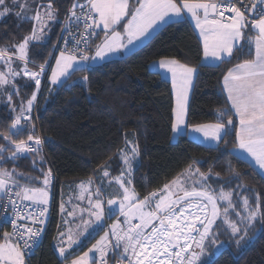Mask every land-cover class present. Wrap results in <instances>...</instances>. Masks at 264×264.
I'll return each mask as SVG.
<instances>
[{
  "label": "snow or ice",
  "instance_id": "snow-or-ice-1",
  "mask_svg": "<svg viewBox=\"0 0 264 264\" xmlns=\"http://www.w3.org/2000/svg\"><path fill=\"white\" fill-rule=\"evenodd\" d=\"M57 2L0 0V18L18 9L14 15L19 20L32 22L31 32L11 46L14 51L7 45L0 47V61L4 64V69L0 70V93L7 97L11 111L16 113L8 130L0 133L6 142L0 143V162H16L32 156L44 161L41 155L44 140L35 134L31 113L41 91V77L46 76L47 68H51L47 79L52 85L66 83L70 70H86L87 62L104 60L109 53L127 49L150 35V30L160 24H178L190 19L199 30L203 56L207 60L230 61L237 54L243 55L245 48L249 53L254 49L250 59L235 64L223 76L226 106L217 111L216 122L193 125L191 131L219 144L232 134L233 128L229 126L235 125L234 115L239 121V127L234 129L236 147L247 152L264 170V0H134V3L130 0H71L61 22L63 35H58L63 46L52 44V48H60L55 66L49 63L52 57L49 51L48 58L38 64V70H33L29 64L35 65L36 61L31 59L30 53L38 47H47L48 34L60 15ZM121 28L122 31L118 30ZM100 32L103 39L90 55L92 41ZM14 63L23 67H13ZM158 68L171 74L175 93L171 130L180 133L182 125L187 127L189 92L198 69L174 58H162ZM17 77H21L23 84L17 83ZM83 79L87 81L88 77ZM29 82H34L35 90L26 102L21 100L16 112V106L12 105L13 90L19 95L20 88L29 86ZM25 135L26 138H21ZM118 155L123 168L119 176L109 179L108 186L115 184L121 190V197L107 199L105 208L103 178H109L110 173L108 166L104 165L101 183L94 191L90 190L92 179L79 185L82 193H88L87 207L75 206L67 212V217L73 220L70 222L64 218L57 227L55 239L64 264H68V257L74 255L73 246L80 242V238L94 225L113 215L117 219L109 230L87 251L71 259L70 264H109L110 253L117 257L118 264H202L209 246L220 244L219 235L228 233L230 239L241 246L242 241L250 238L249 231L257 219L264 221L258 193L254 196V203L247 196L240 197L243 212L238 211L233 190L225 191L221 186L216 191L208 183L211 169L205 173L192 163L162 188L141 199L131 180L133 162L139 156L138 144L126 141L125 149L118 150ZM36 163L33 160V167ZM40 171L42 186H33L38 178L20 173L15 167L5 168L0 163V208L7 212L10 207L13 217L10 221L12 231H4L3 242H0V264H26L25 250L36 247L44 231L53 174L51 168L47 172ZM231 171L237 179L240 178L241 174L235 169ZM215 175L219 176V173ZM237 187L254 191L244 184ZM84 198L83 195L79 197ZM18 201H30L31 204L21 209ZM220 202L225 206L221 207ZM34 205L42 207L37 212ZM60 211L66 212L63 202ZM76 219L79 223H75ZM94 253L99 254L98 259L90 255Z\"/></svg>",
  "mask_w": 264,
  "mask_h": 264
},
{
  "label": "trees",
  "instance_id": "trees-1",
  "mask_svg": "<svg viewBox=\"0 0 264 264\" xmlns=\"http://www.w3.org/2000/svg\"><path fill=\"white\" fill-rule=\"evenodd\" d=\"M67 1L57 2L59 18ZM15 11L13 9L12 13L0 18V47L7 45L11 51H14L11 46L19 43L32 28V22L19 20L14 15ZM58 19L48 34L47 47H38L30 53L31 59L38 64L48 58ZM202 51L201 42L188 20L178 24L166 23L144 44L123 57L106 60L84 71H72L66 83L56 86L46 82L43 84L37 102V119L46 158L55 174L56 195L50 230L38 252L29 258L27 264L63 263L55 238L58 225L70 209L72 193L81 182L96 180L104 165L108 166L110 177L118 176L122 169L118 150L125 148L126 141L139 146L131 180L141 199L153 190L162 188L192 163L205 173L211 169L213 178L208 183L215 190L236 178L231 171L235 169L241 174L238 183L247 185L248 189L260 195L261 209L264 211V176L250 162L233 152L236 146L234 129L237 128L233 113H229L235 121L234 126H229L233 128L232 134L216 146L200 144L185 133L172 139L171 84L159 73L151 71L149 63L174 58L198 69L189 95L186 118L188 125H196L216 122L217 111L226 106L221 79L229 68L254 55L253 50L249 53L245 48L243 55L237 54L230 61L204 64L201 62ZM22 66L20 63L13 64L16 68ZM29 67L34 68L31 64ZM3 69V61H0V70ZM85 76L88 77L86 83L82 80ZM16 80L18 84H23L21 77ZM49 89L52 91L49 92ZM34 90V82L21 87L19 95L13 90L12 105L16 106V112L21 100L26 102ZM15 114L7 103V97L0 93V133L8 130ZM21 138H26V135ZM0 143H6L2 137ZM33 160L37 161L35 167ZM0 163L5 168L15 167L20 173L38 178L33 186L41 183L40 170L47 172L49 169L45 157L43 162L32 156L16 162L9 160ZM62 202L65 213L60 211ZM108 221L109 217H106L102 230ZM258 221L261 227L252 240L244 241L241 246L222 249L208 264H264V221L259 218ZM97 235L81 248L74 247V255L87 249ZM109 260L113 264L115 256H109Z\"/></svg>",
  "mask_w": 264,
  "mask_h": 264
},
{
  "label": "rangeland",
  "instance_id": "rangeland-1",
  "mask_svg": "<svg viewBox=\"0 0 264 264\" xmlns=\"http://www.w3.org/2000/svg\"><path fill=\"white\" fill-rule=\"evenodd\" d=\"M14 11H15V9H14ZM58 55L59 54H57L56 56H58ZM130 147H131V145H129V148ZM136 160L133 162V165L136 162ZM121 164H122V168H123V162H121ZM194 166L197 167V165H195V164H194ZM101 178H102V171L100 172V174H98L96 180L93 181V184L90 186V190L94 191L95 187L98 186V185H100ZM110 178H111L110 176H109V178H103V183H104V186H105L104 187V196H103L105 208H107V203H106L107 199L121 197V190H119L116 187L115 184H112V186H110V187L108 186V182H109V179ZM212 178L213 177L211 176L210 179H212ZM235 179H236V181H235ZM235 179L228 181V183L225 184V185H222V184L219 185L218 188H216V191H219V189H220L221 186L224 188L225 191H228L230 189L233 190V193H234L233 199L237 203V210L243 212L242 201L240 200V197L247 196V197H249L250 202L254 203L255 191H254V193H252L250 191H246L243 188H238L237 185H239V183H238L239 180L237 178H235ZM210 181L211 180H209L208 182H210ZM87 182H88V180L84 181V183H87ZM41 184H42V180H41V183L39 185H37V186H40ZM240 184H242V183H240ZM79 185H78V187L76 188V190L71 195V197L73 196L72 197L73 201H72L71 204L69 203L70 204L69 211H72L73 208L75 206H77V205H79V207H87V205H88V200H87L88 193H86V192H83L82 193L81 190H80V188H79ZM237 193L239 194V196L237 195ZM81 195H83L85 197L82 200L79 199V197ZM50 200H51V196H50ZM220 203L223 204V205H221V207H224L225 206L223 202H220ZM65 218H68L70 220V222L73 220V218L67 217V215H66ZM85 218H87L86 214H85ZM114 218H117V216L113 215V216L109 217V221L107 222V224H108L107 227H110V225L112 224L111 221ZM233 218H235V217H233ZM122 219L123 218L121 217V221H122ZM258 222L259 221L257 219V221L255 222V226L250 230L252 233H250V231H249V237L250 238L247 239L246 241L252 240L258 234V232L260 230V227H261L260 222H259V225H258ZM75 223H79V219H76L75 220ZM103 225H104V221H102L99 225H94L92 228H90L88 230L87 233H85L84 236H82L80 238V242L77 245H74L73 247H79V248H81L84 244H86L89 241H91L98 233H101V234L97 235V238L95 239V241H93L92 244L90 246H88V248H90L93 244L96 243L97 240L100 239V237L104 234L105 231H108L109 230V229L107 230L106 228H104L102 230ZM218 239L220 241V244L215 245V246H209V248L207 249L205 255L202 257V264H208L212 260V258H214V256H216L222 249L227 248V247H232L233 245L234 246L236 245L235 242H234V239H230L228 233L219 235ZM0 242H3V241H0ZM243 243H244V241L241 242V245ZM245 244H246V242H245ZM88 248L85 249L83 252L87 251ZM57 252H58V248H57ZM83 252L78 253L76 255H81ZM58 255H59V252H58ZM76 255H73L72 257L69 256L70 258L68 257V264H70V260L73 259ZM90 255H92L94 259H98V257H99V254L98 253H94V254H90ZM60 258H61V260H63V264H64V258H62V257H60ZM115 260H117L116 257H115ZM115 260H114V264H115Z\"/></svg>",
  "mask_w": 264,
  "mask_h": 264
},
{
  "label": "crops",
  "instance_id": "crops-1",
  "mask_svg": "<svg viewBox=\"0 0 264 264\" xmlns=\"http://www.w3.org/2000/svg\"><path fill=\"white\" fill-rule=\"evenodd\" d=\"M177 2H179V0H177ZM130 3H134V0H130ZM190 22V24L192 25L196 35L198 36L200 42H201V45H202V49H203V41H202V38H200L199 36V30L195 28V24L193 21H191L190 19L188 20ZM166 24V23H165ZM165 24H160L159 26L155 27L154 30H150V35L146 36V37H143L141 38L139 41H136L134 42L132 45H129L127 49H121L120 51H117V52H113V53H109L106 58L104 60H100V59H97L96 61H89L87 62V66L86 68L90 67V66H95V65H98V64H101L103 63L104 61L106 60H109V59H112V58H119V57H123L124 55L132 52L133 50H135L136 48H138L139 46H141L142 44H144L156 31H158L163 25ZM118 30H121L122 31V28L121 29H118ZM99 31V30H98ZM250 35H254V33H250ZM48 38V37H47ZM103 39V33L100 32V35L95 38L93 41H92V44L90 46V48L92 47V50H89V54H94V51H95V45L100 43ZM94 44V45H93ZM93 45V46H92ZM253 52H254V49H253ZM161 59H158V60H154V61H151L148 65L149 69L151 71H154V72H157L159 73V75L168 80L171 84V88H172V78H171V74L170 73H167L165 70L163 69H159L158 68V64H159V61ZM201 62L204 63V64H217L219 61H212V60H207L204 58L203 56V51H202V57H201ZM50 65L52 67L55 66V58L53 59V61L50 63ZM23 67V66H22ZM21 67V68H22ZM31 68V67H30ZM33 69V68H32ZM33 70H36L35 68ZM70 72H72L70 70ZM227 73V72H226ZM225 73V74H226ZM51 75V68L49 67L46 71V76H45V82L50 85V86H56V85H52L50 83V81L47 79V77H50ZM192 89V88H191ZM221 89L223 91V94L225 95L226 97V92L223 90V78L221 79ZM191 92V90H190ZM190 92H189V95H190ZM172 94H173V107L175 106V93L173 91V88H172ZM235 117V116H234ZM174 118V117H173ZM236 121H237V128L239 127V121H238V118H236ZM209 123H214V122H209ZM205 124V123H204ZM187 127H185L184 125H182V129L183 131H181L180 133H174L172 131V139H176V137L181 134V133H185L190 139L200 143V144H203L205 146H216L217 143L214 142V141H207L203 138V136L199 133H196V132H193L191 131V126L193 125H188L186 123ZM233 152L235 154H237L238 156L242 157L243 159L247 160L248 162H250L263 176H264V170H261L259 168L258 165H256L255 161L253 160V158L247 153L245 152L244 150L242 149H239L237 148L236 146L234 147L233 149ZM117 218H114L111 222L113 223ZM108 225V224H107ZM107 225L105 226V228L108 230L109 227H107ZM109 256H112V254L110 253ZM63 264V263H62ZM109 264H111V261L109 260ZM114 264V263H113Z\"/></svg>",
  "mask_w": 264,
  "mask_h": 264
},
{
  "label": "built area",
  "instance_id": "built-area-1",
  "mask_svg": "<svg viewBox=\"0 0 264 264\" xmlns=\"http://www.w3.org/2000/svg\"><path fill=\"white\" fill-rule=\"evenodd\" d=\"M246 2H250V0H246ZM70 6H71V0H68L67 3H66V6H65V8H64V10H63V12H62V14L60 16V18L58 19L56 30H55L53 41H52V44L57 43V44L60 45V47L63 46V40L62 39L58 40V35H60V36L63 35L61 33V30H60L61 22L64 19V16H65L67 8L70 7ZM75 31H76V29L73 28V32H75ZM52 44H51L52 57L49 58V63H51L53 61V58H55L56 55L59 54V50H60L59 47L52 48ZM69 47H71V45H69ZM31 66H33L36 70H38V63H36L35 65L31 64ZM47 69H46V71H47ZM44 83H45V76H42L41 77V85L43 86ZM41 89H42V87H41ZM39 94H40V92L38 93V97H39ZM37 102H38V100H37ZM37 102H36V104L33 107L31 115H32V118H33V123L35 124V134L39 135L42 138V135L40 134V130H39L38 119H37ZM41 153L44 155L45 161L47 162V165H48V168H51L52 174H53V179H52L53 185L51 184V186L49 187V189H50L49 190V194L51 196V200H50L49 205H48L49 211H48V214H47L46 223L44 225V231L41 234V237H40V239L38 241L37 246L32 248V249H30V250H25L26 251V257H25L26 264H27L29 258L32 255L36 254L38 252V250L40 249V247L42 246V244L44 243V241L46 239V236H47V234H48V232L50 230L51 223H52V220H53V215H54L55 195H56L55 174H54V171H53L48 159L46 158V152H45L44 144L42 145ZM40 186H42V184ZM18 204H20L21 205V209H23L24 205L31 204V202L30 201H18ZM40 207H42V206L41 205H34L33 206V208L37 212L39 211ZM29 210H32V209H29ZM12 218L13 217L11 215L10 207L7 210V212L3 208H0V241H3V233H4V231H9V232L12 231V227H11V224H10V221H11ZM21 222H26V221H21ZM116 259H117V257H116ZM115 264H118V259L115 260Z\"/></svg>",
  "mask_w": 264,
  "mask_h": 264
},
{
  "label": "water",
  "instance_id": "water-1",
  "mask_svg": "<svg viewBox=\"0 0 264 264\" xmlns=\"http://www.w3.org/2000/svg\"><path fill=\"white\" fill-rule=\"evenodd\" d=\"M32 29V28H31ZM84 78V77H83ZM84 81V83H86V81L84 79H82Z\"/></svg>",
  "mask_w": 264,
  "mask_h": 264
}]
</instances>
